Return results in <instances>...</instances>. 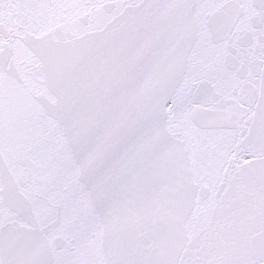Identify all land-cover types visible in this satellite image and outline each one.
<instances>
[{
    "label": "snow or ice",
    "instance_id": "1",
    "mask_svg": "<svg viewBox=\"0 0 264 264\" xmlns=\"http://www.w3.org/2000/svg\"><path fill=\"white\" fill-rule=\"evenodd\" d=\"M0 264H264V0H0Z\"/></svg>",
    "mask_w": 264,
    "mask_h": 264
}]
</instances>
